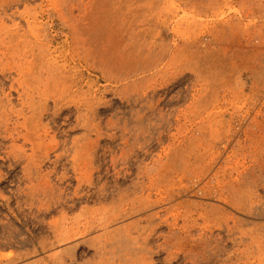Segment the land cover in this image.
<instances>
[{"label":"rangeland","instance_id":"1","mask_svg":"<svg viewBox=\"0 0 264 264\" xmlns=\"http://www.w3.org/2000/svg\"><path fill=\"white\" fill-rule=\"evenodd\" d=\"M262 166L264 0H0L11 264H264Z\"/></svg>","mask_w":264,"mask_h":264},{"label":"bare ground","instance_id":"2","mask_svg":"<svg viewBox=\"0 0 264 264\" xmlns=\"http://www.w3.org/2000/svg\"><path fill=\"white\" fill-rule=\"evenodd\" d=\"M261 171L264 170V166H262L260 168ZM251 184H256V179H253V180H248L247 181V186L251 185ZM250 188V187H249ZM247 191H250V189H248ZM35 193L36 192H33L31 193V197H34L35 196ZM53 199V193L51 194V200ZM43 206V205H42ZM54 204L52 205H49L48 207L49 208H53ZM25 225H28V222L25 221L24 222ZM43 231L45 232H51L53 234V239L55 241L56 244H60V243H65V242H68L70 241L71 239L75 238V237H81L82 235H85V233H81L80 232H77V233H74L73 231H69V232H66V231H62V230H59L58 226L55 225V226H50L49 229H44ZM29 243L33 246H35L37 248L38 251H45L47 249V246L45 245H40L38 244L36 246V242L34 240V237H32V235L29 237ZM25 244H28V243H25ZM22 256H19V257H14V256H11V255H7V256H1L0 257V264H11L13 263L14 261H17L19 259H21ZM103 259L100 258L99 259V263H103L102 262ZM45 264H63V261L61 259H56V258H49Z\"/></svg>","mask_w":264,"mask_h":264}]
</instances>
